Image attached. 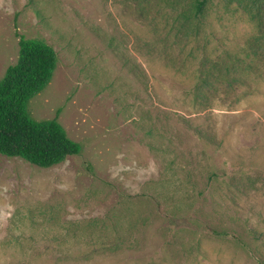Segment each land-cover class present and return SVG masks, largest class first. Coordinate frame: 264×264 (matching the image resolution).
Here are the masks:
<instances>
[{
	"label": "rangeland",
	"instance_id": "374dc122",
	"mask_svg": "<svg viewBox=\"0 0 264 264\" xmlns=\"http://www.w3.org/2000/svg\"><path fill=\"white\" fill-rule=\"evenodd\" d=\"M174 16L156 0H0V78L15 31L52 45L29 111L58 110L81 146L49 167L0 154V264H264V24L234 0H210L197 35Z\"/></svg>",
	"mask_w": 264,
	"mask_h": 264
},
{
	"label": "trees",
	"instance_id": "16d2710c",
	"mask_svg": "<svg viewBox=\"0 0 264 264\" xmlns=\"http://www.w3.org/2000/svg\"><path fill=\"white\" fill-rule=\"evenodd\" d=\"M151 0H143L150 2ZM170 14L183 35H197L207 13L210 0H156ZM246 11L250 19L264 24V0H234ZM18 37V55L8 65L0 78V154L6 157H21L32 165L49 167L60 163L69 155L78 154L81 146L71 139L58 121L57 114L51 119H35L29 111L30 100L51 81L56 65L57 52L52 45L41 39ZM264 38V26H260L255 40ZM224 174L217 167L208 179ZM203 191H200L202 194ZM231 223H235L230 219ZM118 222V226L121 225ZM175 223V222H171ZM213 236H232L233 231L219 230L208 226ZM249 235L259 240L253 226H248ZM237 239L238 236H237Z\"/></svg>",
	"mask_w": 264,
	"mask_h": 264
}]
</instances>
